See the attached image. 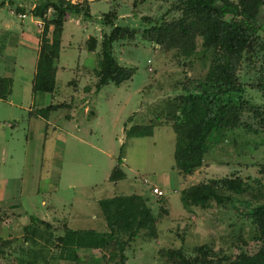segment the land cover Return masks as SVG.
I'll use <instances>...</instances> for the list:
<instances>
[{"label":"rangeland","instance_id":"obj_1","mask_svg":"<svg viewBox=\"0 0 264 264\" xmlns=\"http://www.w3.org/2000/svg\"><path fill=\"white\" fill-rule=\"evenodd\" d=\"M36 1L0 0V75L14 79L12 94L0 99V247L4 250L0 264H77L65 258L68 251L62 250L59 238L68 228L108 230L100 200L133 194L142 195L156 223L128 242L126 264H165L163 249H181L195 256L196 247L203 244L214 251V258H222V264L241 252H256L260 243L245 202L264 201V187L256 189L264 185L261 116L255 117L248 106L242 123L249 126L212 135L203 166L189 174L175 167L177 97L196 90L212 55L202 48L200 37L194 56L185 58L177 49L151 42L137 30L150 25L143 16L161 19L175 0H137L136 5L135 0H96L90 17L70 15L57 60L56 90L34 93L38 53L18 43L17 31L37 35L39 27V36L43 23L36 25L30 12ZM20 5L26 8L25 18L15 12ZM113 7L119 14L117 24L137 30L134 39L114 44L119 64L135 68V73L120 85L111 82L97 92L101 44L104 33L111 31L102 15ZM173 16L175 12L166 18ZM93 35L99 43L95 51H89L88 39ZM250 66L244 61L240 70L245 98L263 104ZM61 102L71 106L52 111L49 119L37 113ZM137 124H152L153 135L130 136L129 130ZM120 163L126 178L111 181L113 168ZM236 176L253 185V190L235 195L236 200L225 205H184L182 191L190 185ZM156 186L165 195H156ZM31 216L48 220L51 232L38 222L36 232H28ZM50 234L48 243L45 239ZM46 246L50 249L43 250ZM113 249L115 244L77 248L76 254L80 264H114L108 260Z\"/></svg>","mask_w":264,"mask_h":264},{"label":"trees","instance_id":"obj_2","mask_svg":"<svg viewBox=\"0 0 264 264\" xmlns=\"http://www.w3.org/2000/svg\"><path fill=\"white\" fill-rule=\"evenodd\" d=\"M15 12L26 15V8L18 6ZM30 12L43 23L38 36L40 42L33 91L54 92L65 23L70 15L90 17V4L88 0H37ZM171 12H175L176 16L167 19L166 15ZM118 19L116 7L102 15V22L110 26L111 31L104 33L101 44L102 57L99 68L95 71L99 77L97 92L111 82L120 85L133 77L135 68L119 64L114 55V44L120 40L134 39L137 30L143 31L146 39L151 42L166 49H177L178 54L185 58H191L196 53L198 37L202 39V48L211 52L208 72L196 90L177 97L178 110L173 114V128L177 134L175 167L180 172L189 174L205 164L212 135H219L224 129H236L242 125L248 127V123H242V115L248 106L255 117L261 116L258 121L264 122V103L254 104L251 99L245 98L246 84L240 74L244 61L248 60L256 74L255 86L264 98V35L261 34L264 32V0H175L161 19L143 16L142 20L150 25L137 30L130 25L117 24ZM98 43L96 36H90L88 50L95 51ZM13 83V77L0 75V99H8L13 92ZM69 105L70 103L65 102L50 104L39 108L37 113L48 119L52 111ZM153 133L152 124H137L129 130L132 137L150 136ZM120 166L121 163L113 168L111 181L126 178L127 174ZM263 187V184H259L256 189L260 191ZM253 188V185L241 177H223L212 182L190 185L182 191V201L186 207H205L213 203L225 205L234 202L235 195L246 194ZM245 205H248L246 213L256 226L255 240L260 243V247L254 253L241 252L231 261L226 256L223 259H228L229 264H264V201L254 204L245 202ZM100 206L108 230L80 231L68 228L65 236L59 238L62 250L68 251L65 258L80 264L77 248L100 249L115 244L108 260L114 261V264H126L128 242L145 226L150 223L155 225L156 217L140 194L103 198ZM163 211H168V208L165 206ZM31 220L32 224L26 226L28 232H36L37 222L44 224L51 232L53 225L48 220L37 216H31ZM123 235H127V238H123ZM50 236L51 234L49 240L45 239L48 243L52 240ZM44 249L49 250L50 247L46 246ZM196 251L195 256H187L181 249H163V260L165 264L223 262L222 258H214V251L208 244L197 246ZM3 252L0 247V254ZM60 255L63 258L65 256L63 251ZM34 259L35 256L33 262Z\"/></svg>","mask_w":264,"mask_h":264},{"label":"crops","instance_id":"obj_3","mask_svg":"<svg viewBox=\"0 0 264 264\" xmlns=\"http://www.w3.org/2000/svg\"><path fill=\"white\" fill-rule=\"evenodd\" d=\"M73 2H79V1H83V0H72ZM89 1V4H90V8H91V12H92V3L94 2V1H96V0H88ZM21 6V5H20ZM34 6V5H33ZM33 8V7H32ZM18 16L20 17V18H22L21 16H20V14H18ZM26 17V16H25ZM24 17V18H25ZM36 20H35V24L37 25V24H41V21L38 19V18H36V17H34ZM67 22V21H66ZM66 24V23H65ZM65 28V27H64ZM39 30H40V28L38 27V31H37V35H33V34H27L26 32H25V30H22V32H18L17 31V36H19L18 38H19V40H18V43H20V44H23L25 47H27V48H31V49H33L35 52H37L38 53V50H39V37H38V32H39ZM65 30V29H64ZM63 35H64V32H63ZM26 36H27V38H26ZM62 43H63V38H62ZM34 75H35V72H34ZM33 79H34V76H33ZM33 79H32V82H33ZM50 118V117H49ZM48 118V119H49Z\"/></svg>","mask_w":264,"mask_h":264},{"label":"built area","instance_id":"obj_4","mask_svg":"<svg viewBox=\"0 0 264 264\" xmlns=\"http://www.w3.org/2000/svg\"><path fill=\"white\" fill-rule=\"evenodd\" d=\"M20 16L22 17V18H24L26 15L25 14H20ZM154 193L156 194V195H158V196H163V195H165V190H163L162 188H160V187H158V186H156V187H154Z\"/></svg>","mask_w":264,"mask_h":264}]
</instances>
